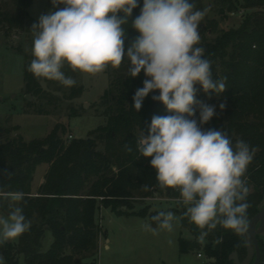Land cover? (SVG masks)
I'll list each match as a JSON object with an SVG mask.
<instances>
[{
  "label": "trees",
  "instance_id": "1",
  "mask_svg": "<svg viewBox=\"0 0 264 264\" xmlns=\"http://www.w3.org/2000/svg\"><path fill=\"white\" fill-rule=\"evenodd\" d=\"M192 2L197 9H206L202 0ZM31 4L32 0H0V31L32 33L31 27L37 21L29 15ZM139 5L123 26L125 48L139 35L131 27L140 14L143 0H139ZM212 9L222 21L231 13L248 11L237 26L227 29L219 27V20L207 16L201 22L198 46L205 49V58L211 61L213 79L226 78L227 89L217 96L206 94L197 84L196 99L216 106V115L203 125L204 130L227 131L233 145L243 140L255 149L246 172L249 222L260 210L264 198V0H213L208 10ZM118 15L123 16V13ZM25 58L27 93L51 101L53 97L43 88L41 78L27 70L32 59L28 55ZM128 67L129 61L125 58L119 67L113 68L110 84L101 97L106 123L92 130L87 138L65 139V126L57 124L45 138L27 141L20 133L10 136L18 126L2 127L0 118V208L9 214L12 208L22 207L31 222L30 229L16 242L0 244L4 264H21V257L24 264L81 263L99 250L102 228L97 213L100 208L111 209L118 216L149 217L157 226L151 217L159 212H149L147 208L136 212L134 199L149 197L154 192L179 195L175 189H161L150 158L140 157L137 151V140L143 130L147 135L152 116L169 113L161 102L152 99L153 95H159L158 90L145 98L139 112L135 110L133 96L143 87L146 77L142 71L132 78ZM67 69L74 74L80 72L66 64L63 70L68 72ZM78 92L81 93V89ZM221 103L225 104L223 110L219 108ZM38 112L44 113L43 106L38 107ZM99 143L103 144V149L99 148ZM126 145L131 152L126 150ZM42 164H48V170L36 193L32 182ZM16 192L24 193V199L11 206L9 196ZM185 211L183 206L177 213L181 227L188 230L191 237H184L181 231V253L200 249L203 244L198 240L201 230L183 215ZM49 234L53 239L46 248L45 239ZM244 236L217 226L203 245L210 264H235L230 259L235 251L244 260L248 252ZM258 240L262 252L260 264H264V236L258 235Z\"/></svg>",
  "mask_w": 264,
  "mask_h": 264
},
{
  "label": "clouds",
  "instance_id": "2",
  "mask_svg": "<svg viewBox=\"0 0 264 264\" xmlns=\"http://www.w3.org/2000/svg\"><path fill=\"white\" fill-rule=\"evenodd\" d=\"M51 4L54 10L40 15L31 27L33 59L27 70L70 88L76 80L62 71L66 64L73 71L94 75L109 65L119 67L127 58L128 74L135 78L143 71L146 77L133 96L135 110L139 112L145 98L158 90L152 99L169 113L153 115L147 135L143 130L137 140V151L150 158L159 186L179 192L178 203L186 207L183 215L201 230L199 241L217 226L243 235L249 207L246 172L255 149L243 140L233 145L227 131L204 130L216 115V106L196 99L197 84L206 94L217 96L227 89L226 78L213 79L211 61L198 46L208 9H197L192 0H143L131 24L139 35L125 48L123 26L140 6L139 0H51ZM11 199L20 202L24 193L16 192ZM175 218L171 211L151 217L158 229L169 232ZM30 227L22 207L12 208L6 218L0 216V244L17 239ZM145 228L158 234L151 225Z\"/></svg>",
  "mask_w": 264,
  "mask_h": 264
},
{
  "label": "rangeland",
  "instance_id": "3",
  "mask_svg": "<svg viewBox=\"0 0 264 264\" xmlns=\"http://www.w3.org/2000/svg\"><path fill=\"white\" fill-rule=\"evenodd\" d=\"M205 8L212 7L213 0H202ZM59 5L58 7H63ZM54 10L51 0H32L28 9L31 18L38 22L39 16ZM247 10H240L229 14L225 20L214 9L208 10L206 16L219 20L220 28L237 26ZM33 34L14 30L5 34L0 31V118L2 127L18 129L12 130L10 136L22 134L25 140L45 138L54 131L57 124L65 126L64 138H87L91 131L99 125L106 123L104 115L105 105L101 102L104 91L111 80L113 67L109 65L105 71L97 74L78 72L77 74L65 72L76 80L73 87H65L57 81L41 78L43 88L52 95L51 101L27 93L25 89L24 67L26 55L33 59L31 48ZM77 88V89H76ZM77 91L73 93V90ZM81 89V93L78 90ZM31 101L32 103H28ZM87 104V106H85ZM43 106L44 113L38 112V107ZM76 112V113H74ZM77 114V116H73ZM72 138V139H73ZM103 149V144L99 143ZM48 164L38 166L32 188L36 187L39 180L45 177ZM1 195V194H0ZM180 195L170 196L166 192H154L151 196L142 199H134V210L138 212L143 208L154 211H171L175 215L173 230L158 229L149 217L134 215L114 214L111 209L100 208L97 213V221L102 228L99 250L95 256L89 257L76 264H210L211 260L204 254L202 247L181 253L179 249V237L182 234L186 238L191 233L183 229L180 216L177 211L184 205L178 203ZM8 203L16 206L9 196ZM185 207V206H184ZM0 216L7 217L8 213L0 208ZM157 228L158 234L146 230L145 225ZM52 236L45 239L46 248L51 246ZM18 240L15 239L13 242ZM202 252V257L198 253ZM0 257L1 254H0ZM21 264L24 258L21 257Z\"/></svg>",
  "mask_w": 264,
  "mask_h": 264
},
{
  "label": "water",
  "instance_id": "4",
  "mask_svg": "<svg viewBox=\"0 0 264 264\" xmlns=\"http://www.w3.org/2000/svg\"><path fill=\"white\" fill-rule=\"evenodd\" d=\"M59 134L61 135V132ZM243 235H245V246L248 251L246 258L241 260L238 252L235 251L230 255V259L235 264H260L262 252L260 250L258 235L264 236V198L260 205V210L250 219L247 231Z\"/></svg>",
  "mask_w": 264,
  "mask_h": 264
},
{
  "label": "crops",
  "instance_id": "5",
  "mask_svg": "<svg viewBox=\"0 0 264 264\" xmlns=\"http://www.w3.org/2000/svg\"><path fill=\"white\" fill-rule=\"evenodd\" d=\"M44 180H45L44 177L41 180H39V182H38V184H36V187L34 188L33 192L37 193L38 187L43 183Z\"/></svg>",
  "mask_w": 264,
  "mask_h": 264
},
{
  "label": "built area",
  "instance_id": "6",
  "mask_svg": "<svg viewBox=\"0 0 264 264\" xmlns=\"http://www.w3.org/2000/svg\"><path fill=\"white\" fill-rule=\"evenodd\" d=\"M72 138H73V136L70 135V138H69V139H72ZM198 256H199V257H202V254H201V253H198Z\"/></svg>",
  "mask_w": 264,
  "mask_h": 264
}]
</instances>
